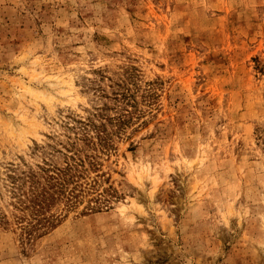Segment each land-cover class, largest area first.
Masks as SVG:
<instances>
[{"label": "rangeland", "instance_id": "obj_1", "mask_svg": "<svg viewBox=\"0 0 264 264\" xmlns=\"http://www.w3.org/2000/svg\"><path fill=\"white\" fill-rule=\"evenodd\" d=\"M44 159L88 188L29 237ZM2 212L0 264H264V0H0Z\"/></svg>", "mask_w": 264, "mask_h": 264}, {"label": "trees", "instance_id": "obj_2", "mask_svg": "<svg viewBox=\"0 0 264 264\" xmlns=\"http://www.w3.org/2000/svg\"><path fill=\"white\" fill-rule=\"evenodd\" d=\"M102 132L103 130H99L101 138ZM80 161L81 163L76 161L58 165L44 159L38 169L31 168L9 175L14 221L24 235L31 237L34 233L53 226L60 216V213L53 210L61 204L64 205L62 210L77 207L88 188L86 176L79 167L83 160ZM99 206L90 203L85 208L94 210ZM0 219L9 221L4 212L0 214Z\"/></svg>", "mask_w": 264, "mask_h": 264}]
</instances>
